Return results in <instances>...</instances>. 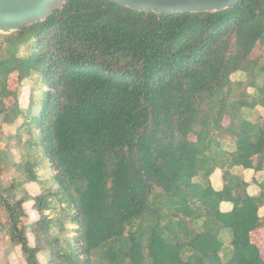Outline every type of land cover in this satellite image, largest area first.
Masks as SVG:
<instances>
[{"label":"trees","instance_id":"16d2710c","mask_svg":"<svg viewBox=\"0 0 264 264\" xmlns=\"http://www.w3.org/2000/svg\"><path fill=\"white\" fill-rule=\"evenodd\" d=\"M34 76L42 97L24 114L19 89ZM262 111L264 0L160 15L68 0L0 32V135L21 117L27 128L8 187L0 172V253L8 240L26 264H264L250 240L264 180L252 196L231 170L264 172ZM27 203L38 218L24 223Z\"/></svg>","mask_w":264,"mask_h":264},{"label":"rangeland","instance_id":"374dc122","mask_svg":"<svg viewBox=\"0 0 264 264\" xmlns=\"http://www.w3.org/2000/svg\"><path fill=\"white\" fill-rule=\"evenodd\" d=\"M30 51L29 46L21 47L19 53L21 56L27 55ZM16 78L17 74L13 73L9 78V87L15 88L16 86ZM39 79L37 76L30 77L26 79L20 86L19 89V104L21 109L26 113L29 105L33 107V114H36L38 111V102H40L42 97V91L39 88ZM251 90V89H250ZM33 95V96H32ZM13 102V99L6 98V103L10 104ZM24 121V118H19L16 123L13 125H4L2 134L0 135V147L2 148V152L0 154V172H1V184L3 187H8L12 181L13 175V163H16L22 158V153L19 150L18 139L15 137L16 133H26L27 128H22L21 123ZM228 123V118L225 117L223 120V124ZM35 127V122H33L32 128ZM20 129V131H19ZM24 137V136H22ZM194 139L193 136H190ZM26 139V138H25ZM25 188L32 194L36 195L40 193V186L36 182H28L24 184ZM26 208V217L23 219L24 223H27L31 220H36L38 218L37 212L32 208L31 203H27L25 205ZM0 212L3 213L2 208L0 207ZM55 214V216H54ZM51 217L56 219L61 216L60 211L55 213H50ZM73 228H76V225L72 224ZM68 229H61L56 226L55 232L61 235L63 240L67 239L66 234ZM72 237H77V232L72 231ZM63 245H65V241H63ZM0 258L3 259L2 264H26L25 259L21 253L19 246L11 245L8 240L4 241L2 246V252L0 253ZM40 261L44 264L45 258L40 255Z\"/></svg>","mask_w":264,"mask_h":264},{"label":"water","instance_id":"95a60500","mask_svg":"<svg viewBox=\"0 0 264 264\" xmlns=\"http://www.w3.org/2000/svg\"><path fill=\"white\" fill-rule=\"evenodd\" d=\"M68 0H0V32L10 33L43 21ZM136 11L200 12L228 8L237 0H110Z\"/></svg>","mask_w":264,"mask_h":264},{"label":"crops","instance_id":"0c3cea01","mask_svg":"<svg viewBox=\"0 0 264 264\" xmlns=\"http://www.w3.org/2000/svg\"><path fill=\"white\" fill-rule=\"evenodd\" d=\"M264 114V111L261 112ZM226 125V124H225ZM230 148V146H226ZM232 172L239 173L242 175L244 181L247 183V192L256 196L260 192L259 183L264 180V172H255L253 169L242 168L235 166ZM210 183L215 190H221L223 188L222 170L216 168L215 171L210 176ZM232 209V204L230 202L223 201L220 204V210L222 212H228ZM258 214L260 217H264V204L259 208ZM222 237L226 244L230 241V234L228 232L222 231ZM250 240L259 250L260 257L264 259V227H257L250 232Z\"/></svg>","mask_w":264,"mask_h":264}]
</instances>
